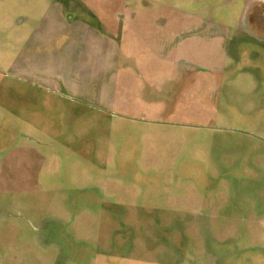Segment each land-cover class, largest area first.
<instances>
[{"label":"rangeland","instance_id":"1","mask_svg":"<svg viewBox=\"0 0 264 264\" xmlns=\"http://www.w3.org/2000/svg\"><path fill=\"white\" fill-rule=\"evenodd\" d=\"M58 1L0 0V264H264V0L108 2L178 25L163 113L44 78Z\"/></svg>","mask_w":264,"mask_h":264},{"label":"crops","instance_id":"2","mask_svg":"<svg viewBox=\"0 0 264 264\" xmlns=\"http://www.w3.org/2000/svg\"><path fill=\"white\" fill-rule=\"evenodd\" d=\"M81 1L74 9L58 1L43 7L37 16L31 36L36 37L42 47L40 56L47 60L44 78L58 90H66L67 96L77 90L82 93V88L98 91L109 86L105 104L94 103L102 108L115 106L111 94L119 92L121 85L127 96L121 105L128 111L166 112V104L148 98L147 93L169 92L188 66L192 53L184 61L186 49L175 42L178 25L156 20V16L144 20L138 15L143 12L133 7L128 17H118L115 26L112 8L107 5L110 0H102V4ZM193 26L198 30L201 23L188 27Z\"/></svg>","mask_w":264,"mask_h":264}]
</instances>
